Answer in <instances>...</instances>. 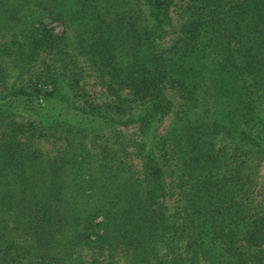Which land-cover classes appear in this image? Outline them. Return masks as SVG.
Instances as JSON below:
<instances>
[{"label": "trees", "instance_id": "16d2710c", "mask_svg": "<svg viewBox=\"0 0 264 264\" xmlns=\"http://www.w3.org/2000/svg\"><path fill=\"white\" fill-rule=\"evenodd\" d=\"M0 264H264V0H0Z\"/></svg>", "mask_w": 264, "mask_h": 264}, {"label": "rangeland", "instance_id": "374dc122", "mask_svg": "<svg viewBox=\"0 0 264 264\" xmlns=\"http://www.w3.org/2000/svg\"><path fill=\"white\" fill-rule=\"evenodd\" d=\"M58 28V27H57Z\"/></svg>", "mask_w": 264, "mask_h": 264}]
</instances>
